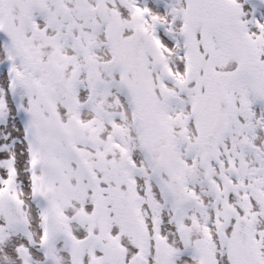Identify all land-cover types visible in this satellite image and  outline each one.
<instances>
[{
  "label": "snow or ice",
  "instance_id": "1",
  "mask_svg": "<svg viewBox=\"0 0 264 264\" xmlns=\"http://www.w3.org/2000/svg\"><path fill=\"white\" fill-rule=\"evenodd\" d=\"M0 264H264V0H0Z\"/></svg>",
  "mask_w": 264,
  "mask_h": 264
}]
</instances>
